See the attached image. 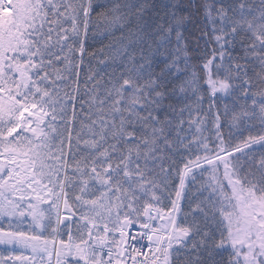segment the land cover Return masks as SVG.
Masks as SVG:
<instances>
[{"label":"snow or ice","instance_id":"obj_1","mask_svg":"<svg viewBox=\"0 0 264 264\" xmlns=\"http://www.w3.org/2000/svg\"><path fill=\"white\" fill-rule=\"evenodd\" d=\"M0 264H264V0H0Z\"/></svg>","mask_w":264,"mask_h":264},{"label":"trees","instance_id":"obj_2","mask_svg":"<svg viewBox=\"0 0 264 264\" xmlns=\"http://www.w3.org/2000/svg\"><path fill=\"white\" fill-rule=\"evenodd\" d=\"M97 47H99V45H97ZM93 64L95 65V62H93ZM103 71L100 72V75L103 76ZM81 76L83 77V72H81ZM91 87V85H90ZM86 99V98H85ZM220 103H228L227 100L224 101H220ZM229 131V129H225V132ZM231 131L233 132L234 136L236 137L235 142L239 143L241 140H243L244 138H246L248 135H256L257 131L256 129L253 130H245L244 126H241L240 128H233L231 129ZM255 149H257V151H259V147H254Z\"/></svg>","mask_w":264,"mask_h":264},{"label":"rangeland","instance_id":"obj_3","mask_svg":"<svg viewBox=\"0 0 264 264\" xmlns=\"http://www.w3.org/2000/svg\"><path fill=\"white\" fill-rule=\"evenodd\" d=\"M255 146V145H254Z\"/></svg>","mask_w":264,"mask_h":264}]
</instances>
